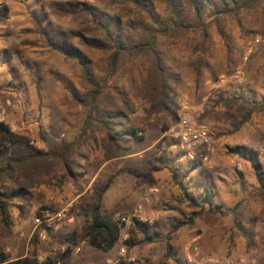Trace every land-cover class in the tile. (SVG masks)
Instances as JSON below:
<instances>
[{
    "label": "rangeland",
    "instance_id": "1",
    "mask_svg": "<svg viewBox=\"0 0 264 264\" xmlns=\"http://www.w3.org/2000/svg\"><path fill=\"white\" fill-rule=\"evenodd\" d=\"M140 1L141 5L130 0H0V122L18 135L17 154L27 153L28 149L64 152L77 138L88 109L72 98L70 89L84 100L90 89L80 59L90 66L98 81L109 78L111 86L117 82L126 84L124 74L109 77L107 73L110 43L96 19L107 22L123 45H132L142 35L154 33L158 25L166 26L170 29L168 34L155 32L156 47L174 61L178 73L171 114L148 116L146 103L131 95L134 109L129 112L130 121L123 118V127L138 129L141 138L130 139L129 149L145 150L142 154L131 163L119 162L115 168H106L89 188L92 173L103 157L98 148L84 146L73 154L71 161L76 171L85 173L76 183L58 185L63 173L59 165L54 178L55 173L46 169L15 166L12 179L5 178L1 185L17 189L19 181L26 187V197L21 200L22 194L13 199L9 213L13 209L30 221L32 211H21L16 206L20 202L29 204L32 199L42 201L39 208L60 211L83 187L82 192L86 191L73 204L70 215L77 216L86 229L97 192L104 188L109 174L125 165L132 169L125 177L138 193L134 189L131 195H124L114 182L105 193L101 212L115 214L119 220L131 215L137 209L139 191L151 193V187L162 184L152 174H167L164 189L151 194L157 201V218L139 221L149 227L154 240L147 241L141 233L131 237L130 230L136 222L125 224L121 241L108 252L99 251L106 259L96 256L94 264H195L185 252V246L195 238L203 255L213 257H237L240 248L249 252L257 245L255 264H264V240H256L253 235L264 223V0L232 16L222 9L232 6L227 5V0H197L200 16L195 13L194 0H175L181 10L180 20L188 27L174 33L176 16L168 11L164 0ZM82 8L92 9L95 19L81 12ZM203 25L209 26L207 37L201 30ZM199 58L204 65L197 79ZM141 59H128L124 67H135ZM233 96L247 101H236ZM253 104L260 106L256 109ZM183 116L192 117L209 130L210 144L196 149L197 160L189 159L176 136ZM9 153L0 131V160ZM206 154L209 160H201ZM91 157L93 161L89 160ZM188 169L191 172L186 176ZM174 173L194 196L199 197L204 189H211L214 194L211 207L206 205L192 225L175 231L173 226L182 214L189 216L200 208L177 201L181 190ZM30 188L34 190L29 191ZM28 191L32 195H26ZM158 195L160 200L156 199ZM15 226L14 223L8 234L0 221V256H25L35 264L53 246L67 244L68 253L72 254V247L82 245L81 235L65 238V222L58 230L47 228L51 231L46 240L40 238L41 227L34 229L29 240L27 235H20L22 230L16 234ZM61 258L63 264L67 257ZM83 258L77 257L69 264H88Z\"/></svg>",
    "mask_w": 264,
    "mask_h": 264
},
{
    "label": "trees",
    "instance_id": "2",
    "mask_svg": "<svg viewBox=\"0 0 264 264\" xmlns=\"http://www.w3.org/2000/svg\"><path fill=\"white\" fill-rule=\"evenodd\" d=\"M141 5L140 0H130ZM167 9L173 16H176L175 27L172 33L178 31H185L188 27L181 19V10L177 8L175 0H164ZM263 0H227V5L232 4L231 7H224L226 15H236L240 10H249ZM195 13L200 16L201 8L197 0L193 1ZM226 6V4L224 5ZM81 12H86L92 19H95L96 13L89 8L80 9ZM148 13H152L147 9ZM229 11V12H228ZM100 24L102 31L109 40L108 57H107V73L109 77L123 75L126 76V84L115 83L113 86L109 85V78H104L98 81L92 74L90 66L80 59L83 72L90 85L87 94V100L81 98L73 89H70L71 96L78 101L82 106L88 109V115L84 125L81 127L80 133L73 143L64 152H53L50 149H28L27 153L17 154L16 146L19 142L18 135L4 123L0 122V131L5 136L8 148L10 150L9 156L2 157L0 160V221L7 228L8 234L12 231L14 221L9 213L10 203L13 199L20 197L25 185L19 184L17 189H5L2 184L5 178H11V171L15 166L19 168L30 167L32 169H46L48 172H54V177H57V166L63 169L60 174L59 184L63 185L66 182H78L84 178V172H78L71 158L77 150L84 146L90 147L91 150L98 148L102 151L103 159L105 161L124 157L130 153L129 140L139 139V131L137 128L124 129V114L132 112L134 109L131 102V95L136 99L143 100L147 105V114L151 117H159L162 114H171L172 112V96L174 94V85L178 80V73L174 69L173 60L168 57L157 46L158 32L168 34L170 29L166 26H157L156 33H148L132 45H123L118 42L116 35L112 32L110 25L102 19H96ZM156 21V20H155ZM208 25H203L202 31L205 37L208 36ZM143 58L139 65L135 67L125 68L126 60ZM175 64V63H174ZM204 60L199 58L197 61V79L201 76L202 66ZM126 73V75H125ZM236 101H244L242 96H233ZM230 99H226V102ZM264 105V102L262 103ZM260 106V105H259ZM254 105V108H259ZM264 107V106H263ZM248 117H245L248 120ZM243 121L241 124H243ZM233 151L238 152L237 149ZM55 164V165H54ZM49 169V170H48ZM131 168H122L115 174L111 175L104 188L97 192L96 204L91 211V220L88 227L85 229L82 236V241H87L93 247L102 250L110 251L113 249L122 238L124 224H122L115 214L102 213L103 197L105 192L110 188L115 178L122 172H131ZM191 170H187L186 176L190 174ZM174 179L181 190V195L177 198L179 203H188L194 209L200 208L199 211L192 212L189 216L182 214V219L177 220L173 226V230H178L184 225L193 224L194 219L201 214V210L206 205H213V191L211 189H204L203 193L197 197L194 196L188 186L182 180H178L174 173ZM83 187H79L78 191L81 193ZM148 226L142 225L136 221L132 230H130L131 237L137 233H141L147 241H153L154 237L149 234ZM129 243V241H128ZM0 264H31L25 258L11 260L3 253L0 256ZM35 264H56L52 258H47L45 262ZM123 264V263H118Z\"/></svg>",
    "mask_w": 264,
    "mask_h": 264
},
{
    "label": "crops",
    "instance_id": "3",
    "mask_svg": "<svg viewBox=\"0 0 264 264\" xmlns=\"http://www.w3.org/2000/svg\"><path fill=\"white\" fill-rule=\"evenodd\" d=\"M132 102V101H131ZM131 113H129V112H126L125 114H124V119L126 120V121H130V117H129V115H130ZM125 123V122H124ZM15 132V131H14ZM129 142H130V140H129ZM128 142V143H129ZM130 146V145H129ZM150 147V146H149ZM130 149H131V146H130ZM145 150H141V151H135V152H130L128 155H126V156H124V157H121V158H117V159H112V160H107V161H105L104 159H103V157L102 156H100L101 157V164H99V167L98 168H96V170H95V172L94 173H92L93 174V177H92V179L90 180V182H89V185H88V188L90 187V185L94 182V180L96 179V177H98V175L99 174H101V173H104V170L106 169V168H112V167H114V166H116L119 162H129V163H131L132 161H133V158L134 157H136V156H139L140 154H142V152H144ZM93 157V156H92ZM90 158L89 160H92L93 161V159L94 158ZM92 164V163H91ZM88 165H90V162H89V164ZM115 168V167H114ZM122 168H125V169H127V168H131V167H127V166H118L117 167V170L114 172V173H112V174H109L110 176L111 175H113V174H115L117 171H119L120 169H122ZM127 174V172H122L121 174H119L116 178H115V180H114V182H116L117 181V183L119 184V189H121V191H123L125 194L124 195H126V193L127 194H130V193H132V192H134V189L136 190V187L134 188V185H133V183L130 181V180H128L127 179V177H125V175ZM109 176V177H110ZM108 177V178H109ZM152 178H154L156 181H158V183H162V184H164L165 186H166V181H167V178H168V175L167 174H156V173H153L152 174V176H151ZM108 180V179H107ZM113 182V183H114ZM168 182V181H167ZM112 183V184H113ZM111 184V185H112ZM140 188H141V186H140ZM36 189V188H35ZM137 189H139V188H137ZM30 190H34L33 188L31 189H29V191ZM29 191H28V194H26V195H32V192H30L29 193ZM86 191V190H85ZM84 191V192H85ZM145 191H147V190H144L143 192H141V191H139V201H138V203L139 202H141L142 201V199H143V196H144V194H146L147 192H145ZM84 192H81V193H79V194H77L74 198H71L68 202H67V204H66V206H64L61 210H64V209H67V217H66V219H65V228H64V230H65V234H64V236H65V238L68 240V239H72V238H75V237H78V236H80V235H82L83 233H84V231H85V228H83V225H82V222L77 218V216H74V215H70V211H71V209L73 208V204L76 202V200L79 198V197H81L82 196V194L84 193ZM135 192H137L138 193V190H136ZM166 192L167 191H165V193L163 194V198H165V196H166ZM106 193V192H105ZM24 195V194H23ZM131 195V194H130ZM138 195V194H137ZM104 196H105V194H104ZM26 196L24 195V197L22 196L21 197V200L23 199V198H25ZM160 195H158L157 197H156V199H158V200H160ZM104 198V197H103ZM37 200H35V199H32L31 200V202L29 203V204H24V203H22V202H20V205H17L16 206V208H19V210H21V211H23V210H26V209H29L30 211H32V213H33V218L30 220V221H26L23 217H22V214L21 213H19L18 211H15V210H13L12 209V211H11V213H10V215H11V217H12V219H13V221H14V223H15V228H16V234H17V230H22V232L20 233V235L21 236H24V235H27V238L29 239V240H31L32 239V237H33V235H34V232H35V230L34 229H37V228H39V227H41L42 228V230L40 231V233H39V235H40V238L42 239V240H46L47 239V233H48V231L50 232L51 230H49V229H47L46 227H44V226H37L35 223H34V218H35V215H36V210H38V208H39V205H40V203H42V201L41 202H36ZM153 202V204H150V203H152ZM157 201H154L152 198H151V201L149 202V203H146L145 204V208H144V210H143V216H145V214H147V210L148 209H151V212H148V214L147 215H149L148 216V218H150L151 219V221H153L154 219H156L157 218V215H158V212L154 209V208H156L157 207V203H156ZM150 204V205H149ZM151 205H153V206H151ZM136 206V205H135ZM15 207V206H14ZM134 207V206H133ZM131 208L132 207H130V208H128V209H130L131 210ZM262 208V207H261ZM145 211H147L145 214H144V212ZM63 222V223H64ZM84 223V222H83ZM86 227V226H85ZM81 228L83 229V230H81ZM255 228H257V226L256 227H254V230H256ZM260 229H257L256 231H254V234L253 235H255V236H257V237H255V239L256 240H264V223H263V225L261 226V227H259ZM58 230V229H57ZM126 236V235H125ZM80 249L79 251H77L76 249ZM72 251V254H70V253H66L64 256H62V257H67V259L65 260V261H63V264H69L71 261H75L76 260V258L78 257H84L83 259H87V262H88V264H94L95 262H94V257H96V256H100V257H103L104 259H106V257H104V255L102 256L101 255V253L99 252V251H102V250H99V249H97V248H95V247H93L92 245H90L87 241H85V240H83L82 241V245H79L78 247H76V248H74V247H72V249H71ZM82 250H83V252H82ZM257 251H258V248H257V245H254V249H251L249 252H246L245 251V249H243V248H240V254L238 255V256H243V257H245L246 258V261H247V263L248 264H255V260L258 258V255H257ZM106 252H108V251H106ZM119 253H120V251H119ZM43 256H39L38 258H41V257H45V258H52L53 260H55L56 261V264H58L57 263V261H59L58 259H55L56 257H55V255H51V254H49V251L48 252H43ZM68 254V255H67ZM42 255V254H41ZM8 257V256H7ZM25 256H23V257H20V258H24ZM89 257H91L92 258V260H90L89 259ZM9 259H11V260H16V259H19V258H10V257H8ZM108 259V258H107ZM115 259V258H114ZM110 260V259H109ZM112 260V259H111ZM60 264H62V258H61V260H60ZM117 263V261H114L113 262V264H116Z\"/></svg>",
    "mask_w": 264,
    "mask_h": 264
},
{
    "label": "built area",
    "instance_id": "4",
    "mask_svg": "<svg viewBox=\"0 0 264 264\" xmlns=\"http://www.w3.org/2000/svg\"><path fill=\"white\" fill-rule=\"evenodd\" d=\"M176 136L180 138L182 146L186 150L187 156L190 160H197L196 149L198 147L205 145L208 146L210 144L209 130L207 127L198 125L197 122L190 116H183L181 118L179 129L176 131ZM201 160L208 161V154L204 156L202 155ZM162 189H164V185L162 184H157L151 187V193L144 194L142 201L138 203L137 209L134 213L128 216L120 217V222L124 225L134 223L136 221L151 222L150 218L142 215L143 210L145 208V204L151 201V194H157L161 192ZM66 212L67 209L54 212L49 208L41 207L35 215L34 223L37 226L58 229L67 217ZM69 248L70 247L67 244L56 245L51 247L49 254L55 255V259L59 260L57 263L60 264V258L69 251ZM76 250L79 251L80 249L77 248ZM185 252L189 261L194 262L195 264H248L246 258L243 256L213 257L203 255L198 238H195L185 246ZM46 259L47 258L45 257L38 258V262H45Z\"/></svg>",
    "mask_w": 264,
    "mask_h": 264
}]
</instances>
